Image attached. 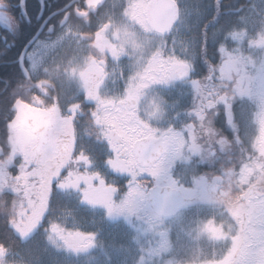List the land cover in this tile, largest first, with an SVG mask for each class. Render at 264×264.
Listing matches in <instances>:
<instances>
[{"label":"snow or ice","instance_id":"1","mask_svg":"<svg viewBox=\"0 0 264 264\" xmlns=\"http://www.w3.org/2000/svg\"><path fill=\"white\" fill-rule=\"evenodd\" d=\"M0 264H264V0H0Z\"/></svg>","mask_w":264,"mask_h":264},{"label":"trees","instance_id":"2","mask_svg":"<svg viewBox=\"0 0 264 264\" xmlns=\"http://www.w3.org/2000/svg\"><path fill=\"white\" fill-rule=\"evenodd\" d=\"M212 0L210 1H205V0H193V4H201V6H206V5H210L212 4ZM223 2L227 5L233 2V0H223ZM196 9L193 10V12L195 13Z\"/></svg>","mask_w":264,"mask_h":264},{"label":"flooded vegetation","instance_id":"3","mask_svg":"<svg viewBox=\"0 0 264 264\" xmlns=\"http://www.w3.org/2000/svg\"><path fill=\"white\" fill-rule=\"evenodd\" d=\"M205 1H209V0H205ZM210 1H211V0H210ZM212 1H213V0H212ZM189 2H190V4L192 5V11L195 10V9L197 8V5H200V6H201V4H193V0H189ZM30 4H31L32 6H34V5H35V0H30ZM88 219H90V217H89Z\"/></svg>","mask_w":264,"mask_h":264}]
</instances>
